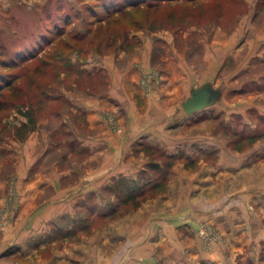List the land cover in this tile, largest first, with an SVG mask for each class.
<instances>
[{
    "label": "rangeland",
    "instance_id": "374dc122",
    "mask_svg": "<svg viewBox=\"0 0 264 264\" xmlns=\"http://www.w3.org/2000/svg\"><path fill=\"white\" fill-rule=\"evenodd\" d=\"M116 1L122 0H0V57L13 61L36 52L35 56L22 59L18 65L2 67L0 64V73H6L3 78L8 80L10 77L13 80L10 86L3 87L0 84V183L6 189L5 205L0 215L20 210L21 194L17 184L29 179L20 172L25 171L33 155L39 157L43 151L44 131L54 130L53 137L57 142L48 147L51 154L71 153L70 159L67 155V159L64 157L66 165L75 160L74 163L84 170L85 166L79 160L84 157L80 155L84 150L78 148L72 137L73 130L66 125L69 124L68 120L67 123L61 122L59 126H54L63 119L65 109L70 108V105L60 100L64 99L59 94L62 87L78 90L95 82L88 78V69L84 68L90 57H116L123 53L126 58H140L135 61L137 64L134 67L140 73V78H148V87H145L147 92L151 91L152 84H160L156 80L159 77H176L177 81L181 76L184 77L189 67L194 78L197 77L193 87L206 80H211L215 86H223L222 96L217 102L191 113H186L181 104L190 95V87H180L176 111L167 114L172 119L171 132L176 131L179 136H187V139L190 135L212 136L224 150L243 152L242 166L253 161L258 165L264 163V41H261L264 39V2L143 0L141 10L132 16V21L122 22L126 26V34L117 30L119 25L107 30L102 28L91 44L86 41L89 35L79 36L85 41L79 44L80 47L72 45V48L67 49L54 43L45 44L49 38H54L51 36L52 31L63 23L62 18L72 17L71 27H74V31L83 30L89 13L87 9L95 8L100 13L104 10L101 5L107 7ZM77 11V17H73ZM236 29L240 31V41L254 39L255 43L252 41L250 46L247 42L240 48L227 46ZM42 40H45L43 47L39 48L37 41L39 43ZM96 40L101 41L98 49L94 42ZM145 57H150V68L143 66ZM44 59H50L47 68L40 67L36 72L35 66L44 65ZM164 84L165 89L169 87L168 80ZM161 85L160 95H157L161 96L160 99L166 97L163 96L165 89ZM56 98L58 101L55 104L44 106V102ZM27 108L34 111V125H23L27 117L22 112ZM51 109H61V112L59 116L56 113L51 116V120L44 122V113H49ZM62 138H65L64 141H61ZM182 143L187 147H177L175 152L160 144L151 145L153 154L145 151L148 145L145 143L141 148H134L135 154L143 151L147 162L153 158L164 170L168 155L173 158V166L164 178L165 187L161 191L148 195L137 207L123 205L106 188L117 177L114 176L100 189L86 192L67 210L56 214L47 223L45 239L27 241V245H33L32 251H12L11 264H65L71 259L89 264L97 257V264H108L105 262V250L110 255L111 249L120 241L111 232L113 223L166 191L174 165L184 164L185 159L190 158V150L196 153H214L218 150L214 145L206 149L188 141ZM199 158L200 155L194 159V163ZM14 161L17 163V173L8 174L13 172ZM33 167L34 172L38 173L37 179L41 176L44 161L37 160ZM161 176L141 166L133 175L125 177L133 179L135 187L140 188L144 184L151 185L157 179L161 180ZM74 179L70 176L65 183ZM260 187L264 189V186ZM263 196L256 195L257 201L250 202V207L248 205V219L242 216V219L235 220L241 229L239 240L222 239L223 234L219 229L209 222H202L196 229L201 245L192 243L190 249L185 241H181L180 254H175L174 258L183 264L189 262L190 258L189 263L193 264H264ZM39 200H44V192ZM41 243L44 246H40ZM129 243H132L130 239ZM217 243L222 255L212 258L215 256H212L211 249ZM196 248H201L202 253H191L197 252ZM143 251L145 253L141 256H134L137 251L133 250L128 264H166L173 257L162 255L163 250L159 246L147 247Z\"/></svg>",
    "mask_w": 264,
    "mask_h": 264
},
{
    "label": "crops",
    "instance_id": "0c3cea01",
    "mask_svg": "<svg viewBox=\"0 0 264 264\" xmlns=\"http://www.w3.org/2000/svg\"><path fill=\"white\" fill-rule=\"evenodd\" d=\"M232 35L227 46L240 48L247 42L251 46L254 41H240L238 29ZM139 59L136 56L126 58L123 53L116 57H90L84 68L88 69V78L95 82L78 90L62 87L59 94L64 99L60 100L70 105V108L65 109L63 119L58 120V125L54 127L68 120L69 124L66 122V125L72 128V137L78 148L84 150L80 154L84 157H78L80 164L85 166L84 170L74 163L75 160L66 165L64 157L69 158L71 153L51 154L48 147L57 142L53 137L54 130L44 131L43 151L39 157L37 154L33 158L30 156L32 162H27L25 171L20 172L22 176L29 177L17 184L21 194L20 210L0 215V264L12 263V251H32L33 245L30 247L27 241L45 239L47 223L56 214L71 207L86 192L100 189L114 176H130L141 166L144 167L147 158L143 151L139 154L134 152V148H141L144 143L164 145L173 152L177 147L185 146L186 142L183 141L206 149L214 145L218 150L214 153L190 150V158L185 159L184 164L174 165L166 191L116 220L111 232L120 241L111 249L110 255L105 250V262L128 264L133 250L137 251L134 256H141L145 253L144 248L159 246L163 250L162 255L173 256L166 264H183L174 255L180 254L181 241H185L190 249L192 243L201 245L196 229L202 222H209L219 229L223 234L222 239L241 238V229L235 220L242 219V216L247 218L246 209L250 202L257 201L256 195H264V189L260 187L264 186V163L258 165L253 161L242 166L244 153L224 150L212 136L190 135L187 139V136H179L176 131L171 132L172 119L167 114L176 111V97L181 94L180 87L187 85L191 90L197 77L194 78L192 68L189 67L184 77L181 76L177 81L176 77H159L156 80L160 84H152L151 91L147 92L145 87H148V78H140V73L134 67L137 64L135 61ZM142 63L144 68L152 66L150 57H145ZM165 80L169 83L166 89ZM161 84L165 89L164 95L161 94L166 96L162 99L157 96L160 95L158 92ZM58 99L44 102V106H51ZM60 112L61 109H51L49 113H44V122L51 120V116L56 113L59 116ZM199 155L200 158L194 163ZM39 159L44 161V167L40 170L41 176L36 179L38 173L34 172L33 164ZM13 165V172L8 174L17 173V163L14 161ZM32 167L33 170H30ZM70 176L75 179L66 184ZM5 190L1 182L0 211L5 205ZM43 192L44 200L38 201ZM129 239L132 243H129ZM40 246H44V243ZM196 249L197 252L191 253H202L201 248ZM212 249V256H215L212 258L222 255L218 243ZM189 262L184 264H193ZM88 263L97 264L99 258ZM65 264L81 262L71 259L69 263L65 261Z\"/></svg>",
    "mask_w": 264,
    "mask_h": 264
},
{
    "label": "trees",
    "instance_id": "16d2710c",
    "mask_svg": "<svg viewBox=\"0 0 264 264\" xmlns=\"http://www.w3.org/2000/svg\"><path fill=\"white\" fill-rule=\"evenodd\" d=\"M264 2V0H261ZM143 0H122V1H116L114 5L110 6H102L104 8L103 12L98 13V11L94 9H87L88 15H87V22L83 25V30H75L74 27H71L73 24L72 17H64L62 18V24L59 27H55L52 31V37L49 38L47 41L42 40L38 43L37 46L39 48L43 47V42L45 41V44H51L54 43L56 45L63 46L65 48H72V45H78L82 44V42H85L84 40L79 37H83L82 35H89V39L86 41L91 44L93 42V38L97 35V33L104 28L105 30L109 29L112 26H119L118 31H122L123 34H126V26L122 23L125 20L132 21V16L139 12L142 8ZM97 8V7H96ZM78 11L74 13L73 17H77ZM69 27H66V26ZM135 26V25H134ZM81 34V35H80ZM96 42V48L98 49L101 41H94ZM111 42V41H110ZM44 44V45H45ZM119 46V45H118ZM80 47V46H79ZM36 53V52H35ZM35 53H32L31 56H28L32 58L35 56ZM27 57V58H28ZM27 58L22 57L20 60L14 59L13 61L10 59L5 58L4 56L0 57V64L2 67H11L12 65H18L22 59L26 60ZM22 60V61H23ZM47 62H50V59H44V65L42 66H35V71L37 72L40 67L47 68ZM49 66V65H48ZM6 75V73L1 72L0 77L3 78V76ZM9 76V74H7ZM0 78V84L1 86H10L12 83V79L6 80ZM16 78V77H15ZM3 82V83H1ZM45 96V93H44ZM26 117L27 121L23 123L24 126H27L28 124L34 125L35 123V114L33 109L27 108L26 110H23L22 112ZM146 152H152L154 151L153 146L147 145L145 147ZM160 155H163V153H160ZM152 158V157H151ZM166 169H162L158 161H155V159H150L146 163V169L149 171L154 172L156 175L162 174L161 180L157 179L155 180L151 185L146 186V184L142 185V187L137 188L135 187L136 183L133 179H130L128 177H125L123 175H119L114 180L108 184L106 187L108 190L112 191L114 195L118 198L119 203L123 205H132L137 207L142 200H144L148 195L157 193L158 191H161V188L165 187V176L168 174V171L173 166V158H171L170 155H168V159H166L165 162ZM165 174V175H164ZM164 179V180H163Z\"/></svg>",
    "mask_w": 264,
    "mask_h": 264
},
{
    "label": "water",
    "instance_id": "95a60500",
    "mask_svg": "<svg viewBox=\"0 0 264 264\" xmlns=\"http://www.w3.org/2000/svg\"><path fill=\"white\" fill-rule=\"evenodd\" d=\"M223 93V86H215L211 81H206L190 90V95L182 101L186 113L205 108L217 102Z\"/></svg>",
    "mask_w": 264,
    "mask_h": 264
}]
</instances>
